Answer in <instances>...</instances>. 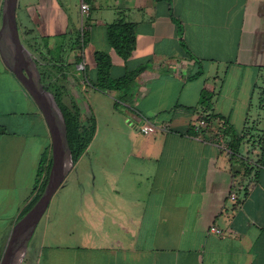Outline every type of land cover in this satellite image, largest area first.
<instances>
[{"label":"crops","instance_id":"1","mask_svg":"<svg viewBox=\"0 0 264 264\" xmlns=\"http://www.w3.org/2000/svg\"><path fill=\"white\" fill-rule=\"evenodd\" d=\"M69 1L19 0L17 23L36 57L46 43L68 47L74 34L88 31L83 60L76 63L79 50L68 54L67 77L76 80L83 123L95 121L90 145L95 142L96 153L88 157L94 169L74 171L83 155L63 184L75 172L78 186L67 184L65 193L85 190L86 220L74 223L91 226L92 234L61 244L53 215L45 229L59 244L31 245L41 219L26 264H264V0H87L88 15L81 3L74 13ZM4 4L0 0V261L33 199L43 157L53 158L46 119L7 59L14 50L3 31ZM121 19L135 27L127 60L108 35ZM100 51L112 61L113 79L145 67L129 95L93 86ZM146 121L161 129L142 134ZM91 178L94 191L86 201ZM213 225L224 235L210 233Z\"/></svg>","mask_w":264,"mask_h":264},{"label":"trees","instance_id":"2","mask_svg":"<svg viewBox=\"0 0 264 264\" xmlns=\"http://www.w3.org/2000/svg\"><path fill=\"white\" fill-rule=\"evenodd\" d=\"M108 35L110 44L117 54L127 60L132 55L136 45L134 24L122 19L118 20L114 24L109 25ZM87 36L88 31L79 32L69 39L71 42L67 45L68 47L62 45L56 49H51L49 44L46 43L45 47L48 48L46 52L40 48L36 50L42 58L38 61L41 64V73L44 76L42 77V82L45 88L53 94L65 120L67 138L74 165L87 152L96 133V125L93 119H90L88 124L83 123L81 110L76 98L72 97L70 101L67 100V97L70 96L67 85L69 77L67 76L71 66V63L68 62V54L71 51L79 50L81 55L76 56V63H80L83 60L82 54ZM58 49L60 51L57 54L56 50ZM95 58L98 65V77L93 86L105 91L117 90L129 95L132 84L145 69V67H141L135 72H127L120 79H113L111 77L112 61L109 55L100 51L96 53ZM42 62L44 63L42 64ZM116 104L118 105L119 103ZM52 163V156L45 154L39 168L33 199L22 211L21 218L31 210L43 194L49 180Z\"/></svg>","mask_w":264,"mask_h":264},{"label":"water","instance_id":"3","mask_svg":"<svg viewBox=\"0 0 264 264\" xmlns=\"http://www.w3.org/2000/svg\"><path fill=\"white\" fill-rule=\"evenodd\" d=\"M18 3L19 0H5L4 4L3 31L12 44L14 59L5 57L46 119L52 137L53 163L43 194L13 228L0 264H22L36 227L74 165L62 112L53 94L42 82L38 63L20 39L17 23Z\"/></svg>","mask_w":264,"mask_h":264},{"label":"rangeland","instance_id":"4","mask_svg":"<svg viewBox=\"0 0 264 264\" xmlns=\"http://www.w3.org/2000/svg\"><path fill=\"white\" fill-rule=\"evenodd\" d=\"M81 0H73L70 4V1L68 2V7H72L73 12L75 13V10L77 8V6H80ZM68 7L65 6V8ZM59 49L56 50V53H59ZM32 57L35 59V61L38 62V60L42 59L40 57V55H38V57H36L33 53H32ZM37 59V60H36ZM44 63V62H43ZM41 66V65H40ZM68 89H69V93L70 96L67 97V100L70 101V99L72 97H78L79 98V94L76 90L77 87V83L76 80L74 78H69L68 82ZM86 101L89 100L88 96L85 97ZM95 153H96V144L95 142L90 145L88 151L84 154L82 160L80 163L77 164V166L75 167L74 171H88V170H92L94 169V167H92V165L94 163H90V160L88 159L89 156H91V158L94 159L95 157ZM93 181L94 179H89V182L86 181L85 184V189H86V201L88 200V198L90 196H92V192L94 191V186H93ZM67 184L68 185H72L71 189L76 190L77 186H78V182L75 178V172H72L70 174V176L67 178L65 184H63V186L60 188V190L56 193V195L53 197L51 205L49 207V210L45 213V215L43 216L39 226H38V230L36 232V234L33 237V240L31 242L32 244H35L37 241H43V243L45 244L44 246H50V245H58L59 242H55L53 241V239L50 238V234L52 231H47L46 228V220L48 219V217L50 216H55L56 218H58V221L56 222V226L55 228H53L56 232L55 234L60 235L62 238L61 244H66L67 242L71 241H76L75 237L78 236H84L87 235L89 233L92 234V230H91V226H86L87 230L85 228H81V226H75L76 223H74V221H78L79 223H81L82 220H86V218L84 217V214L81 212V206H82V197H83V189L79 194H73V191L70 193H65V191H67ZM83 193V194H82ZM66 194V195H65ZM45 225V226H44ZM84 225V224H82ZM52 229V228H50ZM52 229V230H53ZM85 229V230H83ZM45 230V231H44ZM53 241V242H51ZM26 258V256H25ZM25 258L22 262V264H26Z\"/></svg>","mask_w":264,"mask_h":264},{"label":"built area","instance_id":"5","mask_svg":"<svg viewBox=\"0 0 264 264\" xmlns=\"http://www.w3.org/2000/svg\"><path fill=\"white\" fill-rule=\"evenodd\" d=\"M81 11H82L83 15H88L90 13L91 7H90L89 3L87 2V0H81ZM85 67H86L85 63H82L79 66V68L81 70H85ZM206 126H207L206 120L202 119L201 121H199V124L197 125L196 130L202 134V130ZM159 129H161V128L159 126H157L156 124H154L150 121H146L140 130H141L142 134H144L146 136H151V135L155 134ZM221 144L222 145L225 144V142L223 141V138H221ZM231 198L236 199V195L232 194ZM210 233H213V234H216L219 236L224 235V231L215 225L211 226Z\"/></svg>","mask_w":264,"mask_h":264}]
</instances>
